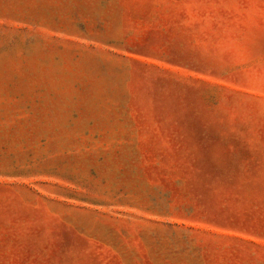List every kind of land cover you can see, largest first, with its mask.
<instances>
[{"label": "rangeland", "instance_id": "1", "mask_svg": "<svg viewBox=\"0 0 264 264\" xmlns=\"http://www.w3.org/2000/svg\"><path fill=\"white\" fill-rule=\"evenodd\" d=\"M0 264H264V0H0Z\"/></svg>", "mask_w": 264, "mask_h": 264}]
</instances>
